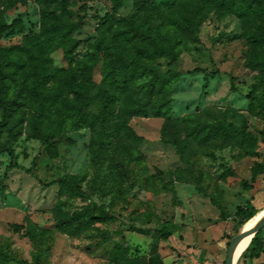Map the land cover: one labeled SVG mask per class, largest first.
<instances>
[{
  "label": "rangeland",
  "instance_id": "rangeland-1",
  "mask_svg": "<svg viewBox=\"0 0 264 264\" xmlns=\"http://www.w3.org/2000/svg\"><path fill=\"white\" fill-rule=\"evenodd\" d=\"M162 1L148 0L140 6L137 0H122L114 10L112 0H0V29L3 23L10 26L0 34V64L8 71L19 70L11 99L20 90L25 71L34 70L31 63L26 69L16 64L30 56L47 60L46 72L55 77L48 85L52 92L72 74L79 92L63 87L61 102L47 113L33 96L10 122L25 112L22 133L7 140V127L2 129L0 145L10 147L14 158L7 150L0 152V252L12 258L0 264L31 263L38 255L46 264H124L136 256L142 263L201 264V255L206 257L203 264L211 257L222 264L231 239L243 227L236 216L238 208L247 202L252 212L264 208V118L248 97L254 92L264 98L260 68L264 46L248 37L264 33V25L210 4L197 32L189 35L179 30L183 12L169 13L159 6ZM197 2L205 5L204 0ZM58 16L75 24L67 37L51 31ZM146 16L163 21V29L172 32L171 42L159 37L161 46L175 47L178 63L173 68L181 74L171 95V120L154 115L118 119L126 121L140 139L128 142L124 136L114 137L109 154L96 166L97 132L86 126L70 130L79 114L97 112L98 105L90 109L86 100L99 92L102 69L96 67L92 76L84 74L79 61L93 50L107 21L114 17L118 24L121 19ZM73 45L75 63L71 64L64 50ZM157 66L167 70L170 58H160ZM195 69L203 71L192 74ZM214 70L220 75H212ZM144 101L131 91L118 107L131 108ZM217 121L242 131L245 142L219 138L199 143L188 136L193 122ZM115 127L116 123L111 134ZM45 133L57 138L43 142ZM175 141L184 148L183 154L172 144ZM126 146L138 155L128 167V177L111 162L115 153L126 155ZM12 163L23 169L11 167ZM66 175L83 177L87 197H76L58 184L48 185ZM103 184L106 194L100 190ZM86 209L107 214L104 221L94 222L103 235L88 228L71 236L56 227ZM162 226L174 234L167 241L159 237ZM118 245L127 249L124 256L115 254ZM236 264H264V242L259 257H241Z\"/></svg>",
  "mask_w": 264,
  "mask_h": 264
},
{
  "label": "trees",
  "instance_id": "trees-1",
  "mask_svg": "<svg viewBox=\"0 0 264 264\" xmlns=\"http://www.w3.org/2000/svg\"><path fill=\"white\" fill-rule=\"evenodd\" d=\"M114 10H117L122 5V0H112ZM205 5H199L197 0H163L160 7L167 9L169 13L172 11H182L184 24L179 30L188 32L189 35L196 33L201 19L207 14L209 5L212 4L218 9H227L232 13L247 19L250 22L260 21L264 25V0H204ZM140 6L148 3V0H137ZM158 8V7H157ZM191 13L186 16L185 12ZM181 12V13H182ZM171 18V14L168 16ZM56 22L50 25L51 31L61 32L63 37H67L75 29V24L63 21L59 16L55 18ZM176 23L177 20H175ZM120 23H116L114 17L112 20L106 22L93 50L89 52L88 56L79 61V67L82 73L93 75L96 67H101L102 81L99 92L92 95L89 100H86L90 109L98 105L97 112L90 111L79 114L76 120L71 122V130L76 131L83 127H89L97 132L93 139L94 165H101L104 158L109 154L112 147L111 141L114 137L124 136L128 142H136L140 137L136 136L127 128V122L118 119L124 117H134L138 115L149 116L154 115L158 117H166L171 120V95L176 84L181 79V74L173 67L177 65V56L173 53L175 47L171 49L166 46L163 47L159 43V37L164 41H172V32L168 28L164 30L163 21L156 22L154 17L146 16L141 19L132 17L130 20L121 19ZM259 24V27L261 26ZM10 26L5 23L2 24L0 34L7 32ZM261 30V29H260ZM263 30V29H262ZM108 32H112L108 35ZM249 39L264 46V33L258 34L256 32L248 35ZM172 43H170L171 45ZM74 45L70 48H65V59L71 64L75 63L71 52ZM29 51V50H26ZM1 55V52H0ZM3 57V56H2ZM169 57L171 66L167 70H161L157 66L160 58ZM31 63L33 72L25 71L20 79V90L16 97L11 99V92L13 91V83L19 79V70L11 71L5 69V64H0V109L2 110V121L0 122V137L2 136V129L7 127L8 139L11 140L22 133L20 123L24 119V113L16 119L11 125V119L16 113L26 105V100L36 97L40 99V104L45 108L46 113L51 112L57 103H60L64 97L63 87L71 93H79L76 90L77 78L73 74L67 80V83L62 85H55L52 89L48 86L55 78L51 73H47V60L43 56H30L25 62H18L16 65L19 69H26ZM261 71L264 72V60L260 62ZM203 70L195 69L192 74L202 72ZM212 75H220L218 70L211 72ZM134 91L138 96L145 99L143 103H138L135 107H118L122 97L129 95ZM90 92V91H87ZM13 93V92H12ZM66 96V95H65ZM250 102L257 107L262 117L264 118V98L256 93H250ZM116 123L114 129L115 133L111 134V127ZM98 129V130H97ZM188 136L199 143H208L214 139L235 140L239 143H244L246 140L245 134L235 128L231 124L217 121L215 123H201L193 122L190 125ZM43 142H52L57 138V135H50L45 133L43 135ZM180 154H183L184 148L178 141L172 143ZM116 148V147H115ZM125 156L115 153V158L111 162L114 169L120 170L127 177L130 176V169L128 167L134 161L138 160V155L135 154L128 146ZM7 150L12 158H14L13 150L7 146L0 145V152ZM110 157V156H109ZM11 167L19 168L15 163ZM102 167V166H101ZM31 173L30 170H26ZM59 185L61 188L69 189L76 197H87L86 192L82 188L83 177L80 175H66L57 180L50 182L48 185ZM247 186V183H246ZM248 188V187H247ZM100 190L105 192V185L100 186ZM219 209L221 207L215 204ZM255 211H251L250 202L245 206L239 207L236 213L239 219V225L242 227L251 217L255 215ZM222 219L225 220V215L221 209ZM107 219V214L97 215L92 209L74 212L68 219L57 223L56 227L61 231H66L71 236H75L81 231L93 228L103 235L99 227L94 226V222H102ZM149 231V229H145ZM173 232L167 226H162L159 230V237L163 240H169L173 236ZM264 228L258 232L252 239L248 249L244 252L242 257L252 260L260 256L262 245L264 242ZM98 244L96 247H99ZM127 253V249L123 246H116L115 254ZM201 264L206 261L205 255H201ZM115 260L117 256L114 255ZM12 261V258L0 252V263H7ZM208 264H220L214 258L207 259ZM223 262L222 264H224ZM19 264H46L43 256H36L34 262L20 261ZM124 264H164L162 261H150L142 263L138 256L129 258Z\"/></svg>",
  "mask_w": 264,
  "mask_h": 264
},
{
  "label": "bare ground",
  "instance_id": "bare-ground-1",
  "mask_svg": "<svg viewBox=\"0 0 264 264\" xmlns=\"http://www.w3.org/2000/svg\"><path fill=\"white\" fill-rule=\"evenodd\" d=\"M264 217V208L259 210L251 219H249L241 228L242 232H247L253 230V228L258 224V222ZM254 234H250L246 237H244L237 245V247L234 249V258H235V264L238 262V260L242 257L244 252L248 249L250 246Z\"/></svg>",
  "mask_w": 264,
  "mask_h": 264
},
{
  "label": "water",
  "instance_id": "water-1",
  "mask_svg": "<svg viewBox=\"0 0 264 264\" xmlns=\"http://www.w3.org/2000/svg\"><path fill=\"white\" fill-rule=\"evenodd\" d=\"M264 228V217L258 222V224L253 228L251 231L247 232H242L240 230L230 241V245L228 247V254L227 258L224 264H235V258H234V249L237 247L238 243L246 236L250 234H254L253 238L255 235L260 232Z\"/></svg>",
  "mask_w": 264,
  "mask_h": 264
}]
</instances>
